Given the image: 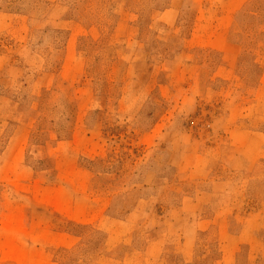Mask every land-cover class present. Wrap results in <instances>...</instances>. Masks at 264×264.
I'll return each instance as SVG.
<instances>
[{"label": "rangeland", "instance_id": "rangeland-1", "mask_svg": "<svg viewBox=\"0 0 264 264\" xmlns=\"http://www.w3.org/2000/svg\"><path fill=\"white\" fill-rule=\"evenodd\" d=\"M170 1L0 0V264H264V0Z\"/></svg>", "mask_w": 264, "mask_h": 264}, {"label": "crops", "instance_id": "crops-1", "mask_svg": "<svg viewBox=\"0 0 264 264\" xmlns=\"http://www.w3.org/2000/svg\"><path fill=\"white\" fill-rule=\"evenodd\" d=\"M171 1H172V0H171ZM171 1H170V6H169L166 10H164V12L167 11V10L171 7ZM232 2H235V1L232 0ZM229 4L232 5V3L229 2V0H228L227 3H226V5L229 6ZM164 12H163V13H164ZM231 40H232V39H231ZM231 40H226V44H227L226 46H230V45H235V46H236V45H238V43H237L236 41H231ZM225 50H226V49H224V53H226Z\"/></svg>", "mask_w": 264, "mask_h": 264}]
</instances>
